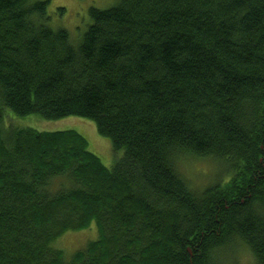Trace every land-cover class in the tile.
<instances>
[{"label":"trees","instance_id":"1","mask_svg":"<svg viewBox=\"0 0 264 264\" xmlns=\"http://www.w3.org/2000/svg\"><path fill=\"white\" fill-rule=\"evenodd\" d=\"M49 1L0 0V264H223L236 241L264 264V0H119L77 46ZM8 110L91 119L124 155ZM183 154L229 179L195 188ZM93 222L66 262L55 240Z\"/></svg>","mask_w":264,"mask_h":264},{"label":"rangeland","instance_id":"2","mask_svg":"<svg viewBox=\"0 0 264 264\" xmlns=\"http://www.w3.org/2000/svg\"><path fill=\"white\" fill-rule=\"evenodd\" d=\"M118 1L50 0L48 11L51 19L48 24L53 30H67L72 42L77 46L93 22L90 9L92 7L108 9L116 6ZM61 8L64 10L61 11ZM4 120L6 129L11 127H33L48 131L74 129L86 136L89 142V150L96 153L108 168H113L124 155V150H115L111 139L101 135L96 123L85 117L70 116L58 120H48L36 114L18 117L14 112L8 110ZM220 163L215 158H199L183 154L177 165L195 188L202 189L219 180L224 183L229 179V175L223 174L224 169ZM98 238V227L96 222H93L89 228L64 232L55 240L53 246L63 250L65 261L70 262L77 251L85 249L90 242ZM222 255L223 264H256L253 253L240 241L230 244L228 248H225Z\"/></svg>","mask_w":264,"mask_h":264}]
</instances>
